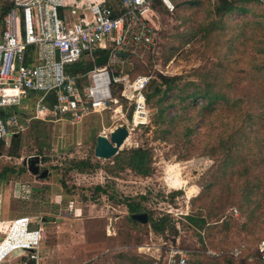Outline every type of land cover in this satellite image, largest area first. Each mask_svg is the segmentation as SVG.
I'll list each match as a JSON object with an SVG mask.
<instances>
[{"label": "rangeland", "instance_id": "374dc122", "mask_svg": "<svg viewBox=\"0 0 264 264\" xmlns=\"http://www.w3.org/2000/svg\"><path fill=\"white\" fill-rule=\"evenodd\" d=\"M188 1L175 2L172 10L152 3L159 48L121 66L131 76L149 75L148 84L161 75L179 76L174 89L180 91L145 102L142 122H133L131 106L119 97L82 124L69 123L70 134L47 117L31 119L18 133L17 158L9 155L12 137L0 143V173L7 167L4 181L19 183V210L43 218L38 264H164L169 247L186 250L190 264H229V258L250 264L264 236V5L246 3L243 11L220 15L219 0ZM9 4L0 0V10ZM205 86L217 95L212 105L204 107L207 99L199 97L181 101ZM119 103L122 114L113 110ZM160 106H166L164 120ZM119 124L129 134L118 151L149 148V176L116 168L113 156L94 155L96 135H109ZM57 137L66 141L60 151L54 148ZM32 155L40 157V170L48 169L45 177L18 172ZM86 159L94 167L72 166ZM97 184L107 192L95 190ZM8 191L6 186L4 198ZM123 196L144 205L145 223L130 220ZM187 214L203 217L202 228L190 224ZM163 217L169 218L164 228L152 230L151 220ZM241 242L246 248L235 259L231 251Z\"/></svg>", "mask_w": 264, "mask_h": 264}, {"label": "built area", "instance_id": "2783aa9c", "mask_svg": "<svg viewBox=\"0 0 264 264\" xmlns=\"http://www.w3.org/2000/svg\"><path fill=\"white\" fill-rule=\"evenodd\" d=\"M10 1L0 16V141L6 143L31 119L79 122L119 97L131 106L133 122H142L150 76H131L121 66L159 48V28L149 17L156 0ZM157 1L172 10L175 2L187 0ZM103 54L106 59L97 64L96 57ZM80 60L92 67L84 72L72 67ZM121 107L119 103V110H113L122 114ZM44 235L38 213L0 218V264L12 258L38 264ZM243 243L231 251L235 259L244 252ZM166 255L164 264H190L184 249L169 247ZM248 260L264 264V236Z\"/></svg>", "mask_w": 264, "mask_h": 264}, {"label": "trees", "instance_id": "16d2710c", "mask_svg": "<svg viewBox=\"0 0 264 264\" xmlns=\"http://www.w3.org/2000/svg\"><path fill=\"white\" fill-rule=\"evenodd\" d=\"M157 1V0H156ZM188 1V0H187ZM184 1V2H187ZM183 2V1H182ZM189 3L195 2V1H188ZM246 3H255L251 0H219L218 5L216 6L217 12L220 13V15L230 13L234 10H241L243 11L245 7L247 6ZM264 5V4H262ZM11 6L10 4L4 8V11H7ZM74 68H77L80 72H84L92 67V63L90 61H84L80 60L78 63L73 64ZM160 82H156L155 80H152L148 85V91L145 93V99L146 101H150L151 99H154L156 96L158 103L163 100V98L166 96V93L172 92V94H175V91H180V89L175 88L176 81L179 78V76H165L161 75ZM203 98L207 99L206 104L204 107H208V105H212L215 102V99L217 97L216 94L212 93L210 89H208L207 86L203 88H199L196 91L188 92L186 95H184L181 99V101L189 100L188 104H190L193 100H196L197 98ZM167 106V105H166ZM166 106H160L158 108V115L165 119V115L163 114ZM130 118V114H128ZM161 118V119H162ZM173 117H170L172 119ZM168 119V120H170ZM171 121V120H170ZM2 143V141H0ZM20 148V139L18 137V134L13 135L9 147V155L12 157H18V149ZM113 163L115 164L116 168H124L127 167L131 171H133L137 175L142 176H149L152 171V159H151V152L149 148L144 147H132L129 149H124L118 151L112 158ZM80 165H84L86 167H94V164L91 162V160L86 159L85 161H76L73 163V167L78 168V170H82V167ZM10 169L4 168V171L0 173V179L4 176V174ZM26 169L23 166H20L18 169V172L22 173ZM13 171V170H12ZM95 190L101 191V192H107L105 190V187L103 185H95ZM122 204H124L127 207V210L129 212L130 220L137 223V220L131 217V214L133 213H141L145 212L147 214V209L142 205L138 200H136L133 197L129 196H123L120 200ZM185 218L188 220V222L196 227L202 228V226L205 223V220L203 217H200L198 214H187L185 215ZM148 219V214H147ZM168 217H163L162 221L159 220H151V228L154 231H161L164 228L163 222L165 220H168ZM238 245V244H237ZM231 257V256H230ZM232 259H227V262L231 264Z\"/></svg>", "mask_w": 264, "mask_h": 264}, {"label": "water", "instance_id": "95a60500", "mask_svg": "<svg viewBox=\"0 0 264 264\" xmlns=\"http://www.w3.org/2000/svg\"><path fill=\"white\" fill-rule=\"evenodd\" d=\"M120 56H126V52H120ZM106 59V54L96 57V63L101 64ZM129 130L125 124H119L109 131V135L106 134H97L95 138L94 145V155L99 158H110L114 156L122 144L125 142ZM40 157L38 155H32L29 158L22 159V165L26 166L27 170L34 175H38L40 178H43L47 175L48 169L44 168L40 170L39 162ZM131 217L136 219L141 223L147 221V214L145 212L133 213Z\"/></svg>", "mask_w": 264, "mask_h": 264}, {"label": "crops", "instance_id": "0c3cea01", "mask_svg": "<svg viewBox=\"0 0 264 264\" xmlns=\"http://www.w3.org/2000/svg\"><path fill=\"white\" fill-rule=\"evenodd\" d=\"M5 11L4 10H0V16L4 13ZM92 114H95V113H92ZM88 115H86L83 119L84 121L86 120H89L91 116L87 117ZM82 119V120H83ZM36 120H39V119H36ZM49 121H53V122H57L55 124H59V126L61 128H63L65 130V134H70V129H71V126L72 125H69V123L71 124H78L82 121H79V122H71L69 121L67 118H48ZM62 121V122H61ZM82 124V123H80ZM69 128V129H68ZM80 128L76 130V135L74 137L75 140L77 139H80ZM58 139L56 140V143H55V150H62L63 148H65V145H66V141H64L65 139L63 137H57ZM6 144V143H5ZM17 158V157H16ZM41 162V160H40ZM39 162V164H40ZM23 167H25V171H27V173H30L26 166L22 165ZM7 168V167H6ZM22 172V173H26V172ZM7 173V172H6ZM21 173V174H22ZM6 177V176H5ZM9 181V183L7 184L6 182ZM14 181L15 180H6L5 178V181L3 179H0V213H3V212H7V213H15L14 216L12 217H15L17 215H20V214H23L24 212L23 211H20L19 210V205H18V199L21 198L19 197V183L17 184H14ZM8 186V197L4 198V188ZM54 195V194H53ZM54 200L56 201V198L58 197V193L55 194L53 196ZM5 206V209H3V207ZM40 213V212H39ZM32 214H36L35 213H32ZM12 217H0V218H3V219H8V218H12Z\"/></svg>", "mask_w": 264, "mask_h": 264}, {"label": "bare ground", "instance_id": "6f19581e", "mask_svg": "<svg viewBox=\"0 0 264 264\" xmlns=\"http://www.w3.org/2000/svg\"><path fill=\"white\" fill-rule=\"evenodd\" d=\"M116 108H118V107H116ZM116 111H118V110H116ZM132 121V120H131ZM132 127V126H131Z\"/></svg>", "mask_w": 264, "mask_h": 264}, {"label": "flooded vegetation", "instance_id": "af4514ba", "mask_svg": "<svg viewBox=\"0 0 264 264\" xmlns=\"http://www.w3.org/2000/svg\"><path fill=\"white\" fill-rule=\"evenodd\" d=\"M42 170V169H41Z\"/></svg>", "mask_w": 264, "mask_h": 264}]
</instances>
